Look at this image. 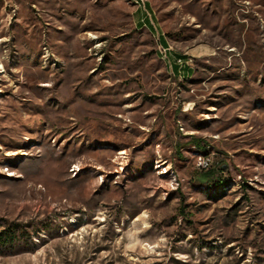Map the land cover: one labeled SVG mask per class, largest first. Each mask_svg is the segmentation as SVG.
Listing matches in <instances>:
<instances>
[{
	"label": "rangeland",
	"instance_id": "1",
	"mask_svg": "<svg viewBox=\"0 0 264 264\" xmlns=\"http://www.w3.org/2000/svg\"><path fill=\"white\" fill-rule=\"evenodd\" d=\"M8 228L0 264H264V0H0Z\"/></svg>",
	"mask_w": 264,
	"mask_h": 264
},
{
	"label": "trees",
	"instance_id": "2",
	"mask_svg": "<svg viewBox=\"0 0 264 264\" xmlns=\"http://www.w3.org/2000/svg\"><path fill=\"white\" fill-rule=\"evenodd\" d=\"M160 42L162 44L163 41L160 39ZM180 60V58L178 59ZM177 65H175V67H173L175 70H177ZM213 177V173L207 172L203 175L201 182L207 183V181L209 180L208 178H212ZM15 230H13L12 228H8L7 231H3L2 233H0V240H2L3 242H11L14 241L15 239Z\"/></svg>",
	"mask_w": 264,
	"mask_h": 264
},
{
	"label": "built area",
	"instance_id": "3",
	"mask_svg": "<svg viewBox=\"0 0 264 264\" xmlns=\"http://www.w3.org/2000/svg\"><path fill=\"white\" fill-rule=\"evenodd\" d=\"M162 50H163V52H165L166 49L163 48ZM178 62H180V60H178ZM202 164H205V161H200V162H199V165H202Z\"/></svg>",
	"mask_w": 264,
	"mask_h": 264
}]
</instances>
